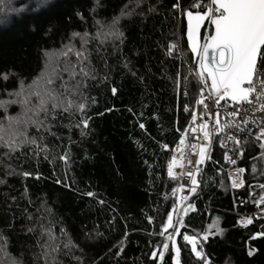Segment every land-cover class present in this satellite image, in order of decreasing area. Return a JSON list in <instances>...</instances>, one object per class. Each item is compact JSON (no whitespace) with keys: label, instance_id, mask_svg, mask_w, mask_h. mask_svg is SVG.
I'll return each mask as SVG.
<instances>
[{"label":"trees","instance_id":"1","mask_svg":"<svg viewBox=\"0 0 264 264\" xmlns=\"http://www.w3.org/2000/svg\"><path fill=\"white\" fill-rule=\"evenodd\" d=\"M174 3L0 0V20H5L0 23V101L12 98L9 93L20 81L31 83L41 74L45 52L81 41L85 32L84 51L95 77L82 81V97H72L86 104L83 113L75 107L50 110L47 130L26 129L36 143L17 146L0 162V237L7 240L0 251L3 264H45L42 246L53 243L48 230L58 249L55 264H173L171 244L159 262L164 239L159 233L169 211L177 209L173 189L181 178L169 177L168 164L198 94L187 72L195 63L183 16ZM180 3L186 8L190 0ZM125 7L131 14L120 16L116 26L123 36L105 35L103 25ZM178 37L183 61L169 57V43L176 44ZM5 107L19 113L18 104L0 107V122ZM38 118L45 120L43 114ZM241 149L243 184L233 191L214 138L199 195L173 212L180 227L176 264H203L183 240L185 234H207L197 250L202 247L209 264H264V236H256L260 222L241 228L234 214L252 211L264 195V148L243 136Z\"/></svg>","mask_w":264,"mask_h":264},{"label":"snow or ice","instance_id":"2","mask_svg":"<svg viewBox=\"0 0 264 264\" xmlns=\"http://www.w3.org/2000/svg\"><path fill=\"white\" fill-rule=\"evenodd\" d=\"M126 7L121 10L120 15L113 17L110 22L103 25L105 35H114L117 38L123 36L116 26L120 16L131 14L126 10ZM172 7L180 11L181 16L186 17L187 20L188 48L195 63V69L190 68L189 72L198 81V98L195 100V105L202 109L201 111L193 109L192 119L189 122L193 126L192 134L197 141L190 147L193 153H197L198 150V158L193 164L191 159H188L183 152L181 153L182 157L187 159L188 164L192 165V168L188 169L181 165V173L187 174L190 178L192 187L188 191L191 194L197 187L196 173L200 171L198 166L208 158L207 149L214 143V136L220 137L222 148H226L228 142H233V151L238 152L240 151L239 137L231 129L243 133L250 123H257L260 125V131L256 134V139L261 141V148H264V139H262L264 137V0H190L186 8H182L180 0H176ZM192 9H196V11ZM205 21L212 28L205 34L204 42L200 43L201 26ZM3 22L5 20H0V23ZM97 23L103 24L100 21ZM77 35L79 34H72L73 37ZM87 37V32L81 36L80 50H75L74 46H66L67 51L45 52L46 59L41 74L34 77L31 83L25 84L20 81L17 90L9 93L12 99L0 101V107L18 104L21 109L15 117L4 116L3 119L8 121L7 126L0 123V146L15 150L18 145L36 143L35 139L25 134V130L29 126L37 128L38 131L41 128L47 130L49 125L45 121L50 110L55 113L57 110L70 111L75 107L83 113L86 104L82 99H72V97H82V81L95 78L87 63L88 56L84 51ZM73 51L77 58L75 63L67 59L68 54ZM168 52L169 54L180 53L182 48L178 44L170 42ZM61 56L65 58V63L63 66H58L55 62ZM65 74L67 79H65ZM7 78V76L4 77L5 80ZM183 79L187 83L188 76ZM205 89H207L206 93ZM112 91L115 94L116 89L113 88ZM185 111H188L187 105ZM5 112H7L6 107ZM256 113L261 114L260 120L256 119ZM41 114L44 115L45 120L38 118ZM205 116H207V120L204 119ZM225 118L227 119L225 120ZM81 123L87 127V119H82ZM241 124L245 127L242 128ZM21 125H23V129H21ZM140 127L143 128L144 125H140ZM248 130L250 131V129ZM187 132L186 128L184 133ZM184 133H181L179 140L181 146L186 143ZM6 136L10 139H6ZM163 147L167 148V145ZM261 158L264 159V154ZM60 159L63 160L66 157L61 156ZM225 161L236 164V160L231 159L227 151H225ZM176 164L175 159L168 164V175L173 179L176 178L173 173V167ZM244 172V168H238L235 177L229 176L233 188L241 186L243 180L240 179V174ZM23 175L27 176L29 173H23ZM57 182L59 183V181ZM260 188L264 191V185H260ZM173 191L175 192L177 189H173ZM87 195L92 196L93 194L88 193ZM186 200L187 196L182 197L178 203ZM254 202L257 206L264 203V195ZM188 207H191V202H188ZM174 211L178 213L179 210L174 206L173 211H169L167 221L159 233L164 237L162 249L159 251L162 260L170 244L172 252H178L173 233H180V227L176 226L179 220L173 222ZM238 223L251 224L252 220L247 219L238 221ZM170 228L172 231L167 232ZM60 231L64 232L63 229ZM166 232L167 234H165ZM47 234L49 241L53 243L50 245L48 241L45 242L42 246L41 256L44 257L45 264H49V256H51L52 264H55L53 254L57 253L58 249L54 245L55 238L52 236L51 230H48ZM256 235H264V232ZM207 238V234L202 237L199 234L183 235V240L191 245L192 253L196 257L202 258L203 264H209V261L205 257L202 247L200 251L197 248L198 244L206 242ZM0 240H3V244H0V251H3L7 240L4 237H0ZM65 247H69V244L66 243ZM252 254L253 252L250 250L248 255ZM155 255L156 252H153V256ZM175 262L176 257L174 256L173 264ZM0 264H3L2 260H0ZM12 264H16V262L12 261Z\"/></svg>","mask_w":264,"mask_h":264},{"label":"built area","instance_id":"3","mask_svg":"<svg viewBox=\"0 0 264 264\" xmlns=\"http://www.w3.org/2000/svg\"><path fill=\"white\" fill-rule=\"evenodd\" d=\"M210 30H211V27L209 26V24L204 27V29L202 31V34H201V42L202 43L204 42L205 34L208 33ZM176 44H178L181 47L180 39L177 41ZM169 57H170V59H180V60L183 61L182 52H180V53L173 52V53L169 54ZM185 66L187 67V65H185ZM187 70H188L187 71L188 75H190L194 79V81L196 82V84H197V92H198V81H197V79L195 77H193L190 74L188 67H187ZM206 92H207V89H205V93ZM197 98H198V94H197ZM195 109L197 111H201L202 110L197 105H195ZM255 116H256L257 120H260V117H261L260 113H256ZM191 119H192V117H191ZM191 119L189 120V122L191 121ZM204 119L207 120L208 119L207 116H205ZM226 119L227 118H225V120ZM189 122L186 124V126L184 128V130L187 128L188 132L184 133V130L182 132L185 135L186 143H185V145L181 146L179 144V140H180V138H179V140L177 141V143L175 144V146L173 148L172 156H171V160H170V163H171V161L173 159H175L177 161V164L174 165V167H173L174 175L175 174H180L181 175V178H180V181H179V185H178L177 191H176L177 192V209L178 210L190 198L199 195V193H200V185H201V182H202L203 171L205 169L206 162L208 160V158H207L204 161V163H202L201 165L198 166L200 171L196 173V179H197V182H198L197 183V187H196L195 192L189 194L188 190L192 187L191 181H190V178H189V176L187 174H182L181 173V165H184L186 169L192 168V165L188 164L187 159H184L182 157L181 153L183 152L188 157V159H191L193 164L195 163V160L198 158V150H197V153H193L191 151V147H190L191 144L192 143H196L197 141L194 139V136L192 134V127L193 126ZM222 122H224V121H222ZM241 127L243 128L245 126L243 124H241ZM248 129H250V131ZM231 131L235 132V134L239 137V141H240L239 148H240V151H238V152H234L233 151V148H234V143L233 142H228L227 143V147L226 148H222L221 145H220V137H215L214 136L213 140H214V138H217V145H218V148H219V150L221 151V154H222L223 163L225 165V176H226V178L228 180L229 188L231 190L235 191V190L240 189L243 183L241 184L240 187L233 188L232 187V180L229 179V176L231 175V176L235 177L237 175V169L238 168H242L241 166L238 165V163L241 162L242 155H243L242 149H241L242 138H243V136H251L252 138L257 140L256 139V134L259 133V131H260V125L257 124V123H250L243 133L236 132L235 129H231ZM262 139H264V137H262ZM258 141H260V140H258ZM211 147H212V144L209 145V147L207 149V157H209V154H210V151H211ZM225 151L228 152V155H229V157L231 159L236 160V164H231V163H228V162L225 161ZM243 177H244V173H241L240 174V179L243 180ZM185 196H187V200L183 201L182 203H178V201H180L181 198L185 197ZM234 214L236 216V223H237V225L239 227L247 228L248 226L252 225L255 222H260V225L258 227V231H257L256 234L264 232V204L263 203L260 204L259 206H257V204H255V207H254V209L252 211L243 212V213L235 212ZM247 219H251L252 223L251 224L238 223V221H246ZM256 236L257 237H261V236H264V235H256Z\"/></svg>","mask_w":264,"mask_h":264},{"label":"rangeland","instance_id":"4","mask_svg":"<svg viewBox=\"0 0 264 264\" xmlns=\"http://www.w3.org/2000/svg\"><path fill=\"white\" fill-rule=\"evenodd\" d=\"M178 38H180V37H178ZM75 43V44H74ZM78 45H77V44ZM80 44H81V41L79 40V39H77L76 40V42H73V43H69V44H67V45H65L63 48H61L59 51H67V47L66 46H74V49L75 50H77V49H79V47H80ZM45 59H46V57H45ZM67 59L68 60H71L72 62H77V58H76V55H75V51H73V52H71V53H69L68 54V57H67ZM56 63V65H58V66H63V64L65 63V58L63 57V56H61L60 58H59V60L58 61H56L55 62ZM65 78H67V75L65 74ZM10 99H12V98H10ZM10 99H7V100H10ZM6 100V101H7ZM8 105H10V104H8ZM6 109H8V108H6ZM8 112V111H7ZM5 112V115H8V116H12V117H15V116H17V114H19L20 113V109H19V113L18 112ZM29 115H31V114H29ZM3 118H4V116H3ZM2 118V119H3ZM4 122V123H3ZM3 122H0V123H3L5 126H7V123H8V121L7 120H3ZM21 129H23V125H21ZM25 134H26V130H25ZM6 139H10L9 137H5ZM17 139H22V138H17ZM19 146V145H18ZM22 146V145H21ZM16 148H18V147H16ZM15 148V149H16ZM14 151L15 150H9L8 148H6V147H3V148H1L0 149V162H2L4 159H8L11 155H12V153H14ZM161 261V257H159V262Z\"/></svg>","mask_w":264,"mask_h":264},{"label":"water","instance_id":"5","mask_svg":"<svg viewBox=\"0 0 264 264\" xmlns=\"http://www.w3.org/2000/svg\"><path fill=\"white\" fill-rule=\"evenodd\" d=\"M183 20H184V38H185V42H186V45H187V49H188V51H189V53L191 54V51H190V49L188 48V41H187V20H186V17H183ZM209 23L207 22V21H205V23L201 26V33H200V36H199V42L200 43H202L201 42V34H202V31H203V29H204V27L206 26V25H208ZM209 26L212 28V26L209 24ZM191 58H192V54H191ZM192 62H193V58H192ZM194 63V62H193ZM178 235H179V233H175V235H174V238H175V241H176V239H177V237H178ZM186 244H187V242H186ZM188 245V244H187ZM189 246V248H190V250H191V253H192V248H191V245H188ZM193 254V253H192ZM177 255H178V252H174V256L176 257V259H177ZM194 255V254H193ZM175 264H176V262H175Z\"/></svg>","mask_w":264,"mask_h":264}]
</instances>
